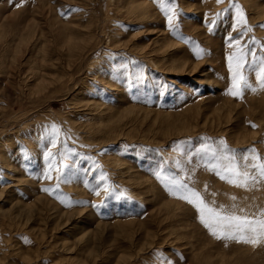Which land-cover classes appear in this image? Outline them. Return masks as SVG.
Here are the masks:
<instances>
[{"label": "rangeland", "instance_id": "1", "mask_svg": "<svg viewBox=\"0 0 264 264\" xmlns=\"http://www.w3.org/2000/svg\"><path fill=\"white\" fill-rule=\"evenodd\" d=\"M171 3L0 0V264H264L178 190L264 210L227 178L264 162V0H174L176 34Z\"/></svg>", "mask_w": 264, "mask_h": 264}, {"label": "snow or ice", "instance_id": "2", "mask_svg": "<svg viewBox=\"0 0 264 264\" xmlns=\"http://www.w3.org/2000/svg\"><path fill=\"white\" fill-rule=\"evenodd\" d=\"M156 2L160 3L161 0H156ZM221 2L222 0H217V3ZM174 8V0H172V3L168 7H164V5L161 4V11L166 16L169 27L173 30V34H176L178 31V26H175L172 23ZM237 11V24H243L247 26V19L243 13V10L240 9L239 6H237ZM212 24H215V20L212 21ZM247 31H251V28L248 27ZM236 42H239V38H237ZM248 54L249 53L242 47L239 51V55L235 57L234 66L231 62L229 64V70L232 74V85L227 91L228 94L232 96L242 97L244 89H251L252 91H256V88H254L253 85L248 82V79L245 75V66L248 63L246 57L248 56ZM229 60L232 61L233 57H229ZM256 80L259 87L264 89V63H262V66L256 73ZM53 130L54 132L58 131L55 125H53ZM52 144L53 146H55V139H53ZM50 155L51 154H48L46 156V159ZM245 159H247V157H245ZM52 167L53 166L50 165V169ZM251 167L255 169V174H253L247 168L229 169V176L227 177L228 182L238 188L245 189L254 188L257 184L264 185V162H261L259 164L253 163ZM56 171V179L57 181H59L61 179L60 169L57 168ZM46 178L52 179V176L47 175ZM221 179H225V176H221ZM180 189H182L186 193L180 198L186 200L197 209V212L199 214L198 218L201 223L206 228H208L213 235L217 236V238L234 239L239 242L251 243L253 245L264 241V210H261L259 215H248L241 214L244 213L243 208L239 209V212H237L235 210H225L222 205L219 208L212 207L204 201L200 193L188 189L183 184L179 185L178 190ZM43 191L49 192L51 194L54 189L45 188L43 189ZM232 199L235 200L236 198L232 197ZM235 208L236 206L233 205V209Z\"/></svg>", "mask_w": 264, "mask_h": 264}]
</instances>
